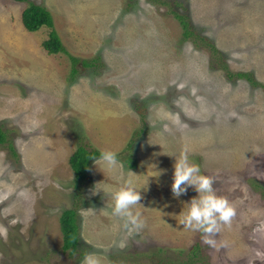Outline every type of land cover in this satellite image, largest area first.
I'll list each match as a JSON object with an SVG mask.
<instances>
[{
	"label": "rangeland",
	"instance_id": "374dc122",
	"mask_svg": "<svg viewBox=\"0 0 264 264\" xmlns=\"http://www.w3.org/2000/svg\"><path fill=\"white\" fill-rule=\"evenodd\" d=\"M29 1L51 12L68 54L43 48L47 27L25 30ZM0 124L14 149L0 146V264H80L88 252L100 264H264V0H0ZM79 146L138 165L93 161L76 188ZM185 149L235 208L215 245L175 216L196 195L171 191ZM129 178L144 220L132 231L110 214L109 193H92ZM69 209L73 256L62 250Z\"/></svg>",
	"mask_w": 264,
	"mask_h": 264
},
{
	"label": "clouds",
	"instance_id": "9594fccd",
	"mask_svg": "<svg viewBox=\"0 0 264 264\" xmlns=\"http://www.w3.org/2000/svg\"><path fill=\"white\" fill-rule=\"evenodd\" d=\"M24 26V25H23ZM2 126V124H0ZM171 191L174 197L179 198L191 188L196 195L183 201V207L178 214V222L183 228L198 230L205 235L203 240L209 245L216 241L210 234L219 230L221 222L229 223L235 214L233 204L225 197L217 195L213 187V177L204 174L198 163L190 159L187 150L174 154ZM103 162L104 167L111 169L119 164L117 153L112 150H102L99 156L94 157V163ZM132 176H136L131 169ZM98 182L92 189L96 194L100 190L110 194V214L123 219L124 227L129 231L139 230L144 220L136 205L141 204V192L133 179H126L119 187L104 185L98 188ZM80 264H100L95 253H85Z\"/></svg>",
	"mask_w": 264,
	"mask_h": 264
},
{
	"label": "trees",
	"instance_id": "16d2710c",
	"mask_svg": "<svg viewBox=\"0 0 264 264\" xmlns=\"http://www.w3.org/2000/svg\"><path fill=\"white\" fill-rule=\"evenodd\" d=\"M20 1H28V0H20ZM174 15L177 20L182 25L184 30V37L188 38L193 35L191 32V25L187 15L180 14L174 12ZM22 22L26 31L34 33L42 29L43 27H47L50 29L49 37L43 42V48L51 55H56L60 53L68 54L66 48L64 47L63 41L57 30L55 29V23L51 12L44 6L35 4L29 1L28 6L25 8L22 14ZM72 60V76L71 82L77 78L79 67L78 62L79 59L75 57H71ZM95 62V61H94ZM94 62H87L86 60L81 61L82 67L87 69L89 67L96 66ZM238 78H245L249 81L254 82V78L250 74L247 73H237L235 75ZM232 77V76H230ZM141 133V132H140ZM140 133H137L135 138H133L130 142V147H134L136 145L137 136L140 137ZM12 142L10 141L9 135L6 131L3 130L0 125V146L8 145L11 150L13 149ZM100 151L93 150L88 151L85 147L79 146L77 151L70 158V165L74 172V182L76 188L79 187L80 184H83L88 181L91 165L94 161V157L99 156ZM118 160L121 159L120 155H117ZM122 160V159H121ZM123 161V160H122ZM127 165H129L132 169H135L138 165V162L134 159L127 158L125 159ZM79 215L77 210L69 209L65 210L60 218L61 231L63 234V246L62 250L64 252H68L70 256H73L78 252L80 246V237H79Z\"/></svg>",
	"mask_w": 264,
	"mask_h": 264
},
{
	"label": "bare ground",
	"instance_id": "6f19581e",
	"mask_svg": "<svg viewBox=\"0 0 264 264\" xmlns=\"http://www.w3.org/2000/svg\"><path fill=\"white\" fill-rule=\"evenodd\" d=\"M256 216V215H255Z\"/></svg>",
	"mask_w": 264,
	"mask_h": 264
}]
</instances>
